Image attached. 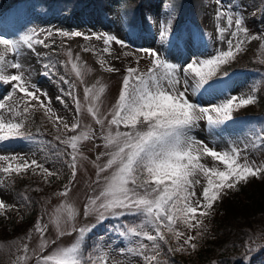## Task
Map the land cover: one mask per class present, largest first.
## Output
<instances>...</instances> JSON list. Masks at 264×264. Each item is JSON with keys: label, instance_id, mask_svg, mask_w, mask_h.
<instances>
[{"label": "snow or ice", "instance_id": "6c2138e0", "mask_svg": "<svg viewBox=\"0 0 264 264\" xmlns=\"http://www.w3.org/2000/svg\"><path fill=\"white\" fill-rule=\"evenodd\" d=\"M216 5L215 18L224 22L223 26L217 24V38L227 47H218L205 57L192 53L179 64L172 62L174 57H165L156 48L132 50L124 39L111 33L85 35L80 31L31 29L18 38L0 33V86H9L0 96V147L11 148L25 142L45 153L43 162L19 153L0 154V190L14 185L15 177L28 174L40 176L44 184L59 180L63 172L62 168L55 167L57 163L69 171L68 182L55 193L65 199L49 215L47 223L43 222V216L37 218L17 247L18 254L12 264L30 261L33 264H135V260H114L113 251L134 257L142 264H173L166 257L197 249L195 241L206 229L204 218L212 215L213 205L222 195L235 190L237 185L246 184L250 178H262L264 161L257 164L249 155L264 150V128L243 146L228 141L226 147H219L217 136L244 126L246 122L238 121L234 113L258 102L257 92L264 80L254 84L248 94L233 95L231 74L223 69L252 41H262L260 48L264 50V33L250 34L243 13H238L231 0L228 5L216 0ZM162 8L156 18L147 17L134 25L133 33L137 28L142 31L143 25L153 20L158 24L161 45L167 44L170 50L177 51L183 46L191 53L192 47L200 42L201 34L180 29L170 3ZM56 35L102 41V49L93 47L84 51L97 55L98 63L107 72L120 69L112 66L104 54L111 56L114 44L129 49L115 59L132 57L136 66L126 67L118 98L107 112L101 110L107 85L97 82L85 86L86 104L82 105L75 84L58 74L57 63L48 54L36 51L37 45L52 48L55 40L51 38ZM26 51L47 60L42 64L40 75L68 85L67 89L60 88V95L55 99L65 109L69 107V99L75 106L71 123L58 114L48 92L33 82ZM66 55L65 69L70 65L83 83L85 65L79 55L73 58L71 49L66 50ZM142 59L150 60L147 71L139 68ZM85 111L99 126L98 130L82 123L80 115ZM37 112L43 120L41 127L33 132L28 126L35 123L33 118ZM44 122L56 130L54 140L43 138ZM202 122L203 130L210 137L207 141L193 134L201 129ZM96 140L102 144L94 146L102 147L103 151L90 159L82 149L86 142ZM49 163L51 168L46 166ZM86 164L94 167L95 179L89 185L93 194L87 197L82 215L95 217V222L77 226L81 211L67 197L78 172ZM200 177L204 178V184ZM197 185L201 186L199 195ZM6 195L0 191V215L5 217L11 211H19L17 204L7 202ZM19 195L25 206L31 203L26 192ZM49 225L55 229V239L47 238ZM102 225L105 234L98 235L96 230ZM191 231L196 234H189ZM33 233L39 243L30 249L24 241H31ZM73 234L75 239L70 245L58 244L63 237ZM168 234L175 240V247L169 244ZM118 240L122 246L113 248Z\"/></svg>", "mask_w": 264, "mask_h": 264}, {"label": "rangeland", "instance_id": "374dc122", "mask_svg": "<svg viewBox=\"0 0 264 264\" xmlns=\"http://www.w3.org/2000/svg\"><path fill=\"white\" fill-rule=\"evenodd\" d=\"M13 0H0V33L10 37L18 38L31 29H51L64 30V31H80L85 35H91L93 33H111L117 35L119 38L124 39L127 44L130 45L132 50L139 47H152L159 51H162L165 57L175 59L174 63H181L183 59L194 53L197 56L205 57L213 53L214 49L218 47L226 48L227 45H221L217 38V24L223 26L224 22H218L215 18L217 9L216 0H17L15 6L12 8H6L8 3H12ZM225 5H228L229 0H222ZM170 3L176 11V25L182 30L197 31L201 34L200 42L192 47L191 53L181 46L180 50H170L169 45H161L158 37V24L153 20H148L143 25V30L139 28L133 33V26L137 25L144 18L152 17L156 18L159 13L162 12V5ZM187 3L189 12H185ZM231 3L236 6L238 13H243L246 26L250 29V34L264 33V0H231ZM140 11V12H139ZM43 38V37H41ZM55 44L52 48L45 49L40 45L36 46V51L40 53H46L51 58L52 62L57 63V69L59 75H64L65 78L75 84V92L80 98L81 104H86L84 100V88L85 86L100 84L107 85V91L102 97L103 105L102 111L107 112L115 104L118 94L121 88L122 78L125 74L126 67H135V61L132 57L123 58L121 60L115 59L116 56H120L123 51H128V48L121 49L119 45H113V54L111 56L104 54L105 59L114 67L120 69L119 72H107L98 63V56L91 51H84L85 48H93L100 50L103 48L102 41L85 40L83 37H70L64 38L59 35L54 36ZM51 43V40L46 41ZM262 41H252L245 46V51L237 56V59L233 62L234 67L230 70L231 79L233 82V95L248 94L252 91L253 85L258 81L264 80V50L260 48ZM206 44V47H205ZM71 49L73 58L77 55L80 57V61L85 65L84 81L81 83L75 76L71 66L68 65L67 69L64 67V63L68 60L66 50ZM25 57L30 63L33 70L34 80L38 83L42 89H45L48 94L53 98V107L57 110L58 114L65 116L69 123L72 122L74 117L75 106L71 103L70 99L68 109H65L62 104L56 101L55 97L60 95V88L67 89L68 85L59 83L55 78H46L40 75L42 64L47 60L37 57L30 51H26ZM250 61L254 64L253 67H247V71L236 70L244 68V65ZM149 59H142L139 64V68L142 71H147L150 67ZM14 71V70H10ZM226 71V70H224ZM228 72V71H227ZM9 86H0V96H2ZM258 93V92H257ZM260 96L264 99V88L260 90ZM258 105L255 103V110L258 109ZM264 109V107H263ZM256 116H243L237 118L238 121H245L244 126H238L236 129H229L225 136H217L218 146L226 147L228 141H236L243 146L244 143H248L255 139V133L261 128H264V112L258 109ZM37 121L30 123L35 132L36 128L41 127L43 116L37 112ZM80 119L83 124H91L94 128L98 127L94 124L91 117L87 112H83L80 115ZM46 140H54L56 130L52 128L50 124L44 122ZM204 124L201 123V129H197L193 134L199 139H210L207 132L203 130ZM71 135V133H68ZM95 145L102 144V141L96 140L95 142H86L83 151L85 155L90 159H94L95 156L103 151L102 147H95ZM211 146V145H210ZM19 153L26 155L27 157L35 158L43 162L45 153L36 148L35 145H28L25 142H20L15 146L8 148L6 146L0 147V154H12ZM33 153H35L33 155ZM249 159H255L257 164L264 161V150L254 151L249 155ZM106 157L100 161L103 163ZM47 167H52V164H46ZM56 168H62V178L59 180H53L50 184H44L42 178L40 182H33L34 184L27 186L26 190L32 189L37 194L39 204L37 205L36 214L32 219L30 225L26 230L18 234L11 232L6 235V238H0V244L4 245L0 248V264H12V261L17 255V247L20 242L24 240V237L28 234L29 230L33 228L38 217L43 216V222L47 223L49 215L52 211L65 199L55 195L56 192L62 190L63 186L68 182L69 171L66 166L62 167L60 163L55 165ZM95 169L92 165L86 164L77 175V180L73 185L72 191L67 197L68 202L75 205L80 209L81 215L77 218V226L85 223L95 222V217L85 218L82 215L83 205L89 195H92V188L89 187L91 181L95 179ZM201 183L204 184V178L200 177ZM32 183V182H29ZM37 183V184H35ZM45 185V186H44ZM93 187H97L93 185ZM23 188V187H22ZM24 189V188H23ZM41 189V190H36ZM236 189H239L237 185ZM8 193L6 200L8 203L17 204L19 211H11L7 213V216L0 215V226L5 227L6 230H12L13 221L19 217H25L31 212L32 203L25 206L24 202L19 197L15 196L13 185L8 189H2ZM97 191L99 188L97 187ZM197 194L201 191V186H196ZM21 193H25L22 191ZM19 193V194H21ZM27 194V193H26ZM28 195V194H27ZM16 217V218H15ZM131 219V218H129ZM109 223V222H105ZM181 229L183 230L182 226ZM98 235L105 234L104 226H100L97 230ZM191 231L189 234H191ZM48 239H55V229L49 225V231L47 233ZM169 243L172 241L171 234L167 236ZM75 239V234L72 236H65L58 241L61 246H67ZM107 239V237H106ZM29 243L30 249L36 248L39 239L38 236L33 233L31 241H24ZM125 244L127 242H124ZM122 246L118 240L113 248ZM52 247H55L52 246ZM165 247V246H164ZM51 251V249H49ZM47 254V253H45ZM111 256L114 260L132 261L135 260V264H142V261L134 257H128L121 255L119 252L113 251ZM255 260L258 264H264V252L256 254ZM29 264H33L32 261ZM245 264H249L246 261Z\"/></svg>", "mask_w": 264, "mask_h": 264}, {"label": "trees", "instance_id": "16d2710c", "mask_svg": "<svg viewBox=\"0 0 264 264\" xmlns=\"http://www.w3.org/2000/svg\"><path fill=\"white\" fill-rule=\"evenodd\" d=\"M185 11L188 12L187 5ZM232 67L233 62L224 70ZM249 110L252 107L242 108L234 116L248 115ZM31 198L33 213L27 219L15 221L11 231L0 226V238L26 229L34 217V204L38 201L37 194ZM204 224L206 229L204 235L195 241L198 245L195 251L176 252L166 258L173 264H241V261L255 264L254 253L257 250L260 254L264 252V174L262 178H250L246 184H240L239 190H229L222 195L213 205L212 215L204 218ZM169 244L175 247V240L172 238Z\"/></svg>", "mask_w": 264, "mask_h": 264}]
</instances>
